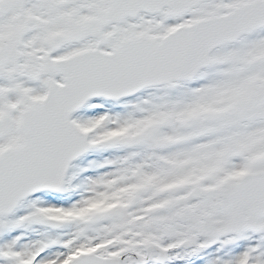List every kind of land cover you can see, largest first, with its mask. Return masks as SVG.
Returning <instances> with one entry per match:
<instances>
[{
  "label": "snow or ice",
  "instance_id": "6c2138e0",
  "mask_svg": "<svg viewBox=\"0 0 264 264\" xmlns=\"http://www.w3.org/2000/svg\"><path fill=\"white\" fill-rule=\"evenodd\" d=\"M0 264H264V0H0Z\"/></svg>",
  "mask_w": 264,
  "mask_h": 264
}]
</instances>
